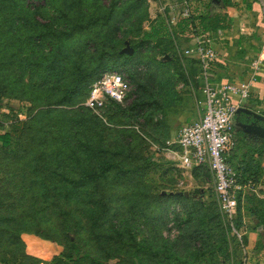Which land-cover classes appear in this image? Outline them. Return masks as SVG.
Masks as SVG:
<instances>
[{
  "label": "rangeland",
  "instance_id": "obj_1",
  "mask_svg": "<svg viewBox=\"0 0 264 264\" xmlns=\"http://www.w3.org/2000/svg\"><path fill=\"white\" fill-rule=\"evenodd\" d=\"M68 1L72 4V8H68L69 14L80 19L92 14L105 15L113 6V0H54L52 5L38 1L35 3L38 9L31 11L32 16L37 17L41 25L49 22L56 24L60 22L58 6L65 9ZM181 2L183 3V0ZM115 3L117 9L109 30L103 33L96 31L84 37L78 36L76 42H70L65 56L63 55L56 64L59 71H62L66 64H69V70H72L76 63L88 69L98 65V55L92 45H87L86 37L95 38L97 41L94 42L101 44V48L106 47L107 42L109 45L119 44L124 49L135 47L138 51L136 57L126 64V67L105 71L123 75L131 86L124 108L113 113V124L115 127L118 126L119 130L112 131L107 139L111 153L114 147L127 148L131 145L136 152L151 158V162L142 173L143 180L140 181L141 185L137 189L127 188L125 184L114 188L113 197L122 200L119 204H113V212L123 216L131 205L146 206L147 217H142L139 207L135 209L136 238L139 243L147 240L156 251L155 255L153 251L144 255L141 260L123 251L117 254L120 256L119 259L112 260L109 264H142V260L146 261L151 255L159 259L156 260L159 264H165L164 262L170 258H180L191 263L201 259L199 264H256L254 261L258 260L256 258H259L264 251L263 231L260 232L261 237L257 241L249 240L247 235L238 237L233 231L229 235L228 244L220 253L212 255L207 250L205 252L208 256L205 258H202L201 253L195 254L193 246L182 243H179L181 246L179 250L173 249L167 252L168 247L165 246L179 242L190 225L189 212H195L194 217L203 213L213 214L219 217V221L224 225L230 221L229 226L233 227L231 219L221 211L217 196L211 192L215 186L212 172L185 170L179 166L171 152L177 150L174 143L182 126L179 117L183 112L182 108L195 110L200 102L202 104L205 102L201 68L194 57L185 54V49L192 45L186 38H182V41L176 39L174 42L165 40L159 44L143 42L139 32L140 25L143 29H150L151 24L159 17L165 18V10L161 8L159 0H116ZM26 29L28 26L23 30ZM6 37L4 36V39ZM31 37L28 31H25L24 36L17 37V40H21L22 43L31 42L27 40ZM15 40L16 38L8 37L6 42L9 41L10 44ZM7 50L9 51V46ZM12 53L17 54V57L10 58L12 66L8 69V76H12L18 82L9 81L11 89L9 96L0 95V181L3 182L0 184V195L11 197L6 200L5 214L12 219V225L0 237V264H64L67 262L64 254L68 249L57 239V217L53 205V193L57 194L55 189L58 192L61 190L48 182L47 184L51 185L50 191L39 184L32 194L29 184L35 180L39 182L40 177L34 176L28 181L24 180L23 176L13 179L14 174L10 172L11 162L8 158L11 153H17L19 145H21L20 150L31 145V152L39 156L34 133L40 123L34 125L23 139H11L8 146L3 144L1 137L10 129L9 119L18 117L20 120H27L31 113L34 115L41 109V104L48 96L62 92L68 84H62L59 76L45 78L44 75H48L44 70H48L49 66L40 67L38 63H32L20 67L22 63L20 60L25 59V56L27 58L32 56L35 60L44 63L52 61L53 57L50 56L48 48L37 55H34L36 53L31 48ZM106 63L110 65L112 62L108 60ZM33 69L40 70L36 71L37 76H32ZM48 72L56 73L53 68ZM105 72L99 70L92 82ZM130 73L136 76L135 81L130 78ZM89 86L85 90L78 91L73 103L56 108L55 111L81 112L80 110L85 108ZM66 116L55 113L49 120L58 123ZM99 117L106 121L105 111ZM41 119L46 118L42 116ZM261 191L264 195V190ZM108 192L109 188H106L102 194ZM175 194L185 196L189 201L190 209L179 205L174 199H169L164 206L168 213L161 216V212L155 210L157 198ZM128 198L131 203L126 201ZM259 199L263 202L261 205L257 202L258 208L264 211V196ZM75 200H78V197ZM87 202L89 201H86V204ZM85 209L87 207H83L82 210ZM219 221L214 223L217 228ZM85 224L86 221H83L82 228L78 229L79 234L76 235L75 242L84 252L105 256L102 248L108 249L109 245L98 244L97 235L89 228L84 229ZM257 224L256 217L251 215L250 221L245 220L241 229L247 226L251 230ZM103 237L105 238V234ZM160 248L159 253L157 249ZM153 262L156 264L155 261ZM82 264L91 263L84 261Z\"/></svg>",
  "mask_w": 264,
  "mask_h": 264
},
{
  "label": "trees",
  "instance_id": "obj_2",
  "mask_svg": "<svg viewBox=\"0 0 264 264\" xmlns=\"http://www.w3.org/2000/svg\"><path fill=\"white\" fill-rule=\"evenodd\" d=\"M38 1H44L51 5L54 2V0H0V95L9 96L11 89L8 82H18L12 76H8V69L12 66L10 58L15 59L17 57V54L12 52H18L21 49L31 48L36 53L34 55H37L48 48L50 56L53 57L52 61L44 63L35 60L32 56L29 58L25 56V59L20 60L22 62L20 67L23 68L24 64L32 63H38L40 67L41 65L49 66L48 70H44L48 76L44 75V77L56 78L59 76L62 84L66 83L68 85L55 96H44L47 98L41 104V109L34 115L31 113L27 120H20L18 117L9 119L11 121L10 129L1 137L3 144L6 146L10 145L13 138L23 139L30 133L34 125L40 123L39 128L34 133L35 146L39 156L31 152V145L26 146L24 150H20L21 145H19L17 153H11L8 158L11 162L10 172L14 174L13 179L23 176L24 180L28 181L31 177L39 176V182L35 180L29 184L32 194L39 184L50 191L51 185H48V182L56 185L61 190L58 192L55 189L57 194L53 193V205L57 217V239L60 243L66 245L68 249L64 254V258L67 260L64 264H82L84 261H89L91 264H109L110 261L119 259L120 256L117 254L123 251L133 255V258L135 255L140 260L144 255H148L153 251V255H155L156 250L150 243L147 240L139 243L135 233L137 217L135 209L139 207L142 217H147L146 206L131 205L123 216H119L118 212H113V204H119L122 200V198L115 199L113 197L114 188L125 184L127 188L137 189L141 185L140 181L143 180L142 173L151 162V158L144 157L143 153L136 152L134 148H131V145H128L127 148L114 147L111 153L107 136L112 131L119 130L118 126L115 127L113 124V113L116 110H122L126 100L122 104L114 101L107 104L104 109L106 121L86 106L79 113L64 110L55 111L56 108L73 103L78 91L85 90L90 85L88 98L91 86L96 81L92 82V80L99 70L105 72L106 70H116L122 66L126 67V64L136 57L138 51L135 47L132 48L134 54L130 56L121 53L124 47L119 46V44L115 46L106 42V47L101 48V44L94 42L97 41L95 38L86 37L87 45H92L98 55V65L88 69L82 64L76 63L72 70H69V64H66L62 71H59L56 66L59 59L63 55L65 56L70 42H76L75 39L78 36L84 37L96 31L103 33L109 30L117 9L116 0H113V6L105 15L92 14L83 19L69 14L68 8H72V4L68 1L69 5L66 4L65 9L62 6L57 8L60 22L56 24L49 22L46 25H41L37 17L32 16L31 11L35 8L38 9L35 5ZM197 20H199L203 32L217 33V30L222 28L218 19L209 20L206 17L191 16L181 19L175 29L167 21V18L159 17L151 24L150 29H143L140 25L139 32L142 35L143 42H153L155 44L165 40L174 42L189 27H192L193 30L197 28ZM27 26L28 29L23 30ZM25 31H28V34L32 36L27 38L31 42L25 41V43H22L21 40H17V37L24 36ZM4 36L7 37L4 39ZM8 37L16 38L15 42L10 44L9 41L6 42ZM7 46H9V51ZM108 60L112 62L110 65L106 63ZM52 68L56 71L55 74L48 72ZM37 70H32V76H37ZM130 78L132 81L136 80L133 73H130ZM55 113H59L60 116H67L61 122L53 123L49 119ZM42 116L48 120H42ZM115 132L118 133V131ZM238 150L239 147L230 159L231 165L238 171L242 184H248L249 182L256 184L258 180L263 178L261 168L255 166L254 168L241 169L238 165H235L234 159ZM196 170L209 169L202 167L196 168ZM0 184H3V182L0 181ZM106 188H109V192L102 194ZM211 192L215 194L214 189ZM75 195L78 200H75ZM9 198L11 197L0 195V237L12 225V219L5 214L6 200ZM169 199H174L179 205L190 209L188 207L189 201L185 196L180 194L168 195L165 198H157L155 210L161 212V216L168 213L164 206ZM86 201L89 202L86 204ZM126 201L131 203L129 198ZM257 202L261 205L263 200L259 199L252 191L240 193L237 215L232 220L233 227L229 226L231 225L230 221L224 225L222 221H219L220 218L213 216V214L203 213L201 216L194 217L195 212H189L190 225L183 237L179 239V242L172 246H165L168 247L167 252L173 249L179 250L181 247L179 243H182L183 245L193 246V250L196 251L195 254L201 253L202 258L207 257L208 253L216 255L228 244L230 233L234 229L241 230L245 224L246 213L256 217L258 221L253 230L256 231L262 228L264 232V211L258 208ZM84 204L85 206H83ZM83 207H87V209L82 210ZM82 220L86 221L84 229L89 228L97 235L96 242L98 244L107 243L109 245L108 249L102 248V253L106 254L105 256L84 252L75 242V237L79 234L78 229L82 228ZM215 221H219V228L215 226ZM103 234H105V238ZM160 250L161 248L157 249V252L160 253ZM207 250L208 253L205 252ZM156 260L159 261L158 258L151 255L146 261L142 260V264H154L153 261L159 264ZM201 261L199 259L191 263L180 258H170L164 263L199 264Z\"/></svg>",
  "mask_w": 264,
  "mask_h": 264
},
{
  "label": "crops",
  "instance_id": "obj_3",
  "mask_svg": "<svg viewBox=\"0 0 264 264\" xmlns=\"http://www.w3.org/2000/svg\"><path fill=\"white\" fill-rule=\"evenodd\" d=\"M181 1L159 0L161 8L165 10V18L173 28L176 29L180 20L184 19L182 13L186 6L191 8V16L218 19L220 22L222 28L217 32L222 31V35L215 44L219 59L211 70L215 81L235 85L252 82L251 96L247 101L241 102L237 95L231 96L234 103H242L241 112L236 120L240 146L234 164L241 169L255 166L261 168L263 178L254 184V188L244 192L253 191L258 198L263 197L261 190H264V0H183V3ZM196 27L194 30L189 27L178 39L182 41V38H186L188 43L193 44L196 38L216 35L212 32H203L199 20ZM256 61L261 63L258 70L253 68ZM202 106L200 102L195 110L182 108L183 112L179 116L181 128L200 119L204 109ZM250 219L251 215L246 213L245 220ZM253 228L249 230L246 226L239 232L242 237L247 235L249 240L257 241L263 229L254 231ZM256 259H258L254 261L256 264H264V251Z\"/></svg>",
  "mask_w": 264,
  "mask_h": 264
},
{
  "label": "built area",
  "instance_id": "obj_4",
  "mask_svg": "<svg viewBox=\"0 0 264 264\" xmlns=\"http://www.w3.org/2000/svg\"><path fill=\"white\" fill-rule=\"evenodd\" d=\"M191 15V8L186 6L182 17L189 18ZM221 35L222 31H219L216 35L196 38L191 47L185 49V54L194 57L201 68L204 112L198 121L181 128L174 143L177 150L171 152L185 170L205 167L212 172L220 209L232 221L237 215L240 193L254 188L251 182L241 183L238 171L230 163L240 145L236 120L242 108L241 102L251 96L252 82L235 85L215 81L211 70L219 59L215 44ZM260 66V61H256L253 68L258 70ZM130 90V83L123 75L105 72L92 84L85 106L101 116L110 101L122 104ZM232 95L240 98V104L233 102ZM233 231L242 237L239 231Z\"/></svg>",
  "mask_w": 264,
  "mask_h": 264
},
{
  "label": "water",
  "instance_id": "obj_5",
  "mask_svg": "<svg viewBox=\"0 0 264 264\" xmlns=\"http://www.w3.org/2000/svg\"><path fill=\"white\" fill-rule=\"evenodd\" d=\"M121 53L132 56L134 54V50L132 48H125Z\"/></svg>",
  "mask_w": 264,
  "mask_h": 264
}]
</instances>
